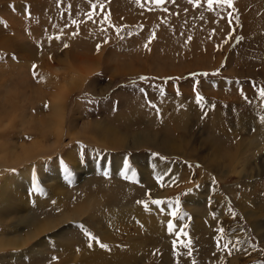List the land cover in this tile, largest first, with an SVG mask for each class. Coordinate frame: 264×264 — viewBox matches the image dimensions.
Segmentation results:
<instances>
[{"label":"rangeland","instance_id":"1","mask_svg":"<svg viewBox=\"0 0 264 264\" xmlns=\"http://www.w3.org/2000/svg\"><path fill=\"white\" fill-rule=\"evenodd\" d=\"M261 88L264 0H0V264H264Z\"/></svg>","mask_w":264,"mask_h":264},{"label":"bare ground","instance_id":"2","mask_svg":"<svg viewBox=\"0 0 264 264\" xmlns=\"http://www.w3.org/2000/svg\"><path fill=\"white\" fill-rule=\"evenodd\" d=\"M129 0H124V2L125 3H127ZM130 4V3H129ZM165 4V0H164V3L163 4H161V5H158V7L159 6H163ZM157 6V5H156ZM124 8V7H123ZM131 10V9H130ZM62 92V91H61ZM65 93V92H64ZM59 94V93H55V95H54V93H53V95H54V99H56V101H55V103L54 104H52V106L51 107H49V109H50V116H49V119L46 121V125L47 124H49V123H53L54 122V125H56L55 127H57V129H56V132L53 134L54 136H56V140L58 141V142H60V140H61V138H62V127L61 126H63V125H61V120H62V118L64 117V114H65V106H64V102L62 103V100H63V97L65 96V94ZM53 97V96H52ZM53 99V100H54ZM64 101V100H63ZM54 102V101H53ZM57 118H59V120H57ZM57 120V121H56ZM51 123V124H52ZM50 124V125H51ZM48 126V125H47ZM53 126V125H52ZM50 127V126H49ZM45 128V127H44ZM47 128V127H46ZM41 130V129H40ZM45 131H46V129H45ZM48 131V130H47ZM46 131V132H47ZM24 132V131H23ZM8 133V132H7ZM39 133V132H38ZM49 133V132H48ZM6 134V133H5ZM5 134H3L4 136H5ZM36 135V134H35ZM46 134H44V130H43V134H40V136L41 137H44ZM3 136V137H4ZM33 136V133H30V132H27L26 134H22V136H20V139H19V141H25V142H20L19 143V141H13L12 142V144H14L13 145V147H11L10 146V150L12 149V148H14V149H16V146H18V145H20V147H24L25 146V143L27 142L26 141V139H28L29 137L31 138ZM5 138H6V136H5ZM133 138L135 139V141H136V143L138 142V141H143V142H151V140H150V138L147 136V135H140V134H138V133H136V134H134L133 135ZM41 139V138H40ZM54 139V140H55ZM147 139V140H146ZM153 140H154V138H153ZM35 141V140H34ZM41 141L42 142H44V140L43 139H41ZM40 142V141H39ZM148 142V143H149ZM29 143H33V142H31V141H29ZM45 143V142H44ZM56 143V142H55ZM4 144V143H3ZM2 144V145H3ZM10 145V144H9ZM54 145V144H53ZM52 145V147H55V145L53 146ZM112 145V144H111ZM58 146H59V144H58ZM1 147V146H0ZM47 147H49V146H47ZM47 147H43L42 149H38V145H33L32 144V150H30V151H28V149L27 150H25V152L23 153V154H21V155H13L9 160H7V162L5 163V168L6 169H9V168H12V167H16V166H20V165H22L23 163H25V165L27 166L26 167V169L24 170V172L21 174V173H18L17 175H16V178H20V176H22V178L23 177H27V176H29V175H31L32 174V169L31 168H29V166H28V161H31V160H33V159H35L36 158V156L37 155H41L42 153H44L43 154V156L45 155V151L44 150H46V148ZM51 147V146H50ZM49 147V148H50ZM6 148H7V146H6ZM28 148V147H27ZM33 148H36V149H33ZM13 149V150H14ZM51 150H53V148H50ZM57 149V148H56ZM56 149H54V150H56ZM1 150H2V148H1ZM35 152H38V153H41V154H36ZM68 159L70 160V159H72L71 157H68ZM73 161V160H72ZM33 177H35V175H33ZM107 198V197H106ZM116 199V198H115ZM99 200V199H98ZM112 202H114V199H113V201ZM115 203V202H114ZM134 205H136V206H139L140 205V202H135V203H133ZM109 205H112V204H109ZM102 206V205H101ZM115 208H118L116 205L114 206H112L111 208H110V210H109V212H110V214H115L113 217H111L110 219H108V224L106 225V228L107 229H110L111 228V225H113V221L115 220V219H118V218H120V217H124L122 214H117L116 213V211H115ZM101 209V208H100ZM105 209V208H104ZM106 210H107V208H106ZM98 214H99V212H98ZM109 214V215H110ZM140 214V210H138L137 212H136V216H138ZM100 216V215H99ZM107 216V215H106ZM109 217V216H108ZM104 219V218H103ZM65 222V219H60V220H57V221H53V222H48V223H45V224H42V226H40L39 228L38 227H35L29 234H27V237L25 238L24 236H22L21 238H11L9 241H6V242H0V248L1 249H5V248H8V247H20V246H24V245H27V243L28 242H30V241H32V240H34L35 239V237H37L40 233H42L43 231H55V230H57L56 228L57 227H59L60 225H62V223H64ZM142 225H143V234H144V236H149V230H148V228H147V226H146V224L143 222L142 223ZM61 232H59V234L60 233H62V230H60ZM153 233H155V231L153 232ZM239 236H241V238H242V234L241 235H239ZM236 236H234V238H235ZM237 238V237H236ZM241 238H237L238 240H241ZM138 241H140V240H138ZM131 242H132V240H123V241H121V244H118V243H116L115 245H113L114 247H116L117 249H119L120 251H127V250H129L130 252L131 251H137V250H135V249H132L131 247H130V244H131ZM243 244L242 245H244V246H246V245H248L247 244V242L245 241V242H242ZM76 244V243H75ZM74 244V245H75ZM65 244H63V245H61L60 247H63ZM73 245V244H72ZM77 245V244H76ZM91 245H93V244H91ZM124 249V250H123ZM134 255V254H133ZM135 256V255H134ZM134 259V258H133ZM127 261V260H126ZM129 262V261H128ZM131 262H132V260H131ZM130 262V263H131ZM135 262V261H134ZM127 263V262H126ZM127 264H129V263H127Z\"/></svg>","mask_w":264,"mask_h":264},{"label":"snow or ice","instance_id":"3","mask_svg":"<svg viewBox=\"0 0 264 264\" xmlns=\"http://www.w3.org/2000/svg\"><path fill=\"white\" fill-rule=\"evenodd\" d=\"M153 2L156 3V4H160V3H163L164 0H153ZM189 2L191 3L192 0H189ZM213 5H216L217 7L222 6V5H227L228 7L231 8V7H233V0H207V7H208V10H209V11L212 10ZM229 16H231V13H229ZM236 39L239 40L240 37H237ZM98 47H99V46H98ZM34 67H35V65H34ZM141 79H145V77H141ZM141 91H143V89H141ZM194 91H195V87H194ZM258 94H259V96H260L261 98H264V88H261V89L259 90V93H258ZM196 100H197V103H200V102L203 100V97H202L199 93H197V95H196ZM260 119H261V123H264V116H262ZM125 167L127 168V164H126V162H125ZM64 171H65V173H66L68 176H71V172H69L67 168H65ZM106 174H107V173H105V175H106ZM132 174L135 175L134 172H133ZM34 190H35V188H34ZM152 203H153V204H156V205H159V204L162 203V201H160V200H153ZM176 203H177V205H179V201H177ZM177 211H178V208H177ZM177 211H173V212H171L170 215H172V216H176V215H177ZM173 227H174V225H173L172 221L169 220V221H168V224H167L168 231H169V232H172V231H173ZM221 231H222V229H221ZM85 235L88 236L90 240H94V239H96V238L93 237V236L91 235V233H89V232H85ZM96 242H97V243H100L99 240H97ZM175 243H176V242L173 241V245H174V247H175ZM89 247H91V244H89ZM100 247H102V248H107V245L101 243V244H100ZM54 259H55V258H54Z\"/></svg>","mask_w":264,"mask_h":264},{"label":"water","instance_id":"4","mask_svg":"<svg viewBox=\"0 0 264 264\" xmlns=\"http://www.w3.org/2000/svg\"><path fill=\"white\" fill-rule=\"evenodd\" d=\"M164 3V2H163ZM163 3H160V4H156V3H154V4H156V5H161V4H163Z\"/></svg>","mask_w":264,"mask_h":264}]
</instances>
